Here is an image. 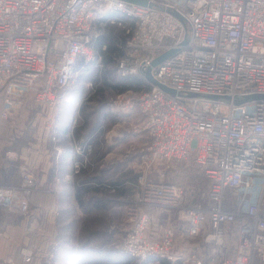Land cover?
I'll list each match as a JSON object with an SVG mask.
<instances>
[{
	"label": "built area",
	"instance_id": "built-area-1",
	"mask_svg": "<svg viewBox=\"0 0 264 264\" xmlns=\"http://www.w3.org/2000/svg\"><path fill=\"white\" fill-rule=\"evenodd\" d=\"M141 1L0 0V120L32 110L50 128L78 59L94 61L95 22L111 17L126 36L113 76L149 86L107 104L121 120L137 109L149 139L119 251L141 263L264 264V0ZM73 149L79 175L93 147ZM20 178L0 185V210L25 217L38 187L30 168ZM163 214L186 225L185 249L173 225L151 230Z\"/></svg>",
	"mask_w": 264,
	"mask_h": 264
},
{
	"label": "crops",
	"instance_id": "crops-1",
	"mask_svg": "<svg viewBox=\"0 0 264 264\" xmlns=\"http://www.w3.org/2000/svg\"><path fill=\"white\" fill-rule=\"evenodd\" d=\"M78 65L79 69L84 68L77 61V71ZM88 83L84 82L85 88ZM73 84L74 81L54 110L50 128L44 127L42 118L40 120L32 111L14 114L8 121L0 120V185L18 184L20 169L27 167L32 170L38 187L30 197L27 216L17 217L0 210V264L138 262L117 247L112 248L111 232H116L112 228L90 232L85 240L80 241L79 223L89 212L123 215L122 206L132 198L140 174L139 155L149 139L145 133L136 135L130 132V128L124 129L120 125L105 132L99 123L105 120L102 115L106 113L101 110L106 104L104 107L97 106L96 110L101 112L97 124L89 128L87 119L86 125L82 126L78 113L84 95H75L71 99L69 95ZM106 108L104 112L109 111L108 106ZM125 120L132 125L140 123L137 109ZM106 133L103 141L101 135ZM111 135V140H106ZM82 140L93 143L90 165L79 175H74L72 163L76 155L73 147ZM97 143L101 144L99 149L95 147ZM95 161L98 165L94 167L96 171L87 172L93 168ZM167 225H173L176 230L174 249H185L190 240L184 223L171 222V217L164 214L151 220V230L155 234ZM120 233L122 238L126 231L120 230ZM116 235L119 236L115 233L114 239ZM95 236L99 239L96 240ZM150 261L154 260H147L144 264H150ZM153 264L168 263L156 261Z\"/></svg>",
	"mask_w": 264,
	"mask_h": 264
},
{
	"label": "rangeland",
	"instance_id": "rangeland-1",
	"mask_svg": "<svg viewBox=\"0 0 264 264\" xmlns=\"http://www.w3.org/2000/svg\"><path fill=\"white\" fill-rule=\"evenodd\" d=\"M82 65L84 67L82 69H79L80 68L79 65L77 66L78 74L73 80L74 84H73V88L69 96L71 97V99H73L75 95L80 96L83 93L84 101L82 102V104H80L78 115L82 119L83 123L88 119L87 126L90 128L91 126H94L95 124H97L98 122L97 117H100L101 112L97 111L98 110L97 106L104 107L106 104V107H107V104L109 103V101L112 100L115 95H117L111 89L104 87V85L107 82L110 83L111 85L116 82L119 83V81H117L118 79L113 76L115 62L102 65L100 67L95 64V61L89 62V63L84 62L82 63ZM106 79H108V81H106ZM84 82L85 83L89 82L86 86L87 88H85ZM106 107H104V109L102 108L101 110L103 111V113H106L104 114V116L102 115V118H104L105 120L102 119L103 121L99 123V126L103 125L105 132L108 130L111 131L113 126L120 125L124 129L130 128V132L132 133L133 125H138L140 129L139 133L144 134L143 131L141 130L140 123L135 122V124L132 125V123H129L125 119L124 120L118 119L116 116L111 114L108 110L107 112H104V110L107 109ZM31 111L32 110H30V112ZM87 115H88V118H87ZM140 119H141V116H140ZM106 135L107 133L105 135L104 134L101 135V139H104L103 141H105ZM116 136H118V134H116ZM100 146L101 144L97 143L95 147L96 149H99ZM96 163L97 162L95 161V164H93L94 165L93 168L91 167L89 171L87 172L92 173L93 169L96 171L95 168L98 167ZM92 202L95 203V201H92ZM124 206L125 205L122 206L123 215L116 214V213H111L110 215H105V214L103 215L101 213H98L97 211L92 212V213L89 212L88 214H85L84 217L82 218L83 220L82 221L79 220L80 221L79 240L80 241L85 240L86 237H88V235L90 234V232L106 231L109 227L110 229L112 228V231L113 230L116 231V232H111V244H113L112 248L114 249L115 247L118 248V245L123 238V237L122 238L120 237L121 236L120 230L124 231V233L126 231V227L124 223ZM171 222L177 223V220L174 216L171 217ZM115 233H117L119 236L116 235V238L114 239L113 236L115 235ZM95 239L98 240L99 236L97 237L95 236ZM112 240H116V241L118 240L116 242L117 244L113 242ZM150 262H151L150 264H153L156 261H150ZM133 264H144V262L143 263L134 262Z\"/></svg>",
	"mask_w": 264,
	"mask_h": 264
},
{
	"label": "trees",
	"instance_id": "trees-1",
	"mask_svg": "<svg viewBox=\"0 0 264 264\" xmlns=\"http://www.w3.org/2000/svg\"><path fill=\"white\" fill-rule=\"evenodd\" d=\"M108 19H100L95 22L96 38L92 42V50L94 52L95 64L106 65L115 62L116 58L120 56V46L123 44L126 36L124 31L117 25H113ZM119 19V18H117ZM105 47L103 50L102 48ZM97 60H99L97 62ZM78 63H84L83 59H78ZM108 81V79H106ZM119 81L111 84L106 83L104 87L111 89L116 94L125 91L139 92L142 90H149V86L144 81L131 78L117 80ZM101 92V91H100ZM86 125L85 122L82 126Z\"/></svg>",
	"mask_w": 264,
	"mask_h": 264
},
{
	"label": "water",
	"instance_id": "water-1",
	"mask_svg": "<svg viewBox=\"0 0 264 264\" xmlns=\"http://www.w3.org/2000/svg\"><path fill=\"white\" fill-rule=\"evenodd\" d=\"M123 1L129 2V3H135V4H139V5H145V2L141 1V0H123ZM147 79L149 80V82L153 83L154 85L160 87L161 89H164L163 87L158 85L155 81H153L149 76H147Z\"/></svg>",
	"mask_w": 264,
	"mask_h": 264
}]
</instances>
